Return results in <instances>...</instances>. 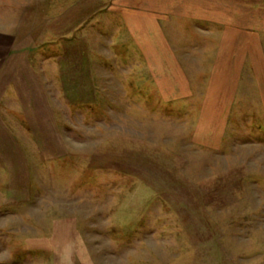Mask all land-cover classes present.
Returning <instances> with one entry per match:
<instances>
[{"label":"rangeland","instance_id":"1","mask_svg":"<svg viewBox=\"0 0 264 264\" xmlns=\"http://www.w3.org/2000/svg\"><path fill=\"white\" fill-rule=\"evenodd\" d=\"M248 2L262 4L253 28L247 6V30L261 28L264 49V0ZM24 9L8 26L26 35L44 16ZM53 25L55 38L0 56V264H264L254 65L208 147L192 137L199 103L160 101L125 46Z\"/></svg>","mask_w":264,"mask_h":264},{"label":"crops","instance_id":"2","mask_svg":"<svg viewBox=\"0 0 264 264\" xmlns=\"http://www.w3.org/2000/svg\"><path fill=\"white\" fill-rule=\"evenodd\" d=\"M39 1L48 10H36ZM250 4L253 28L262 4L248 0H73L71 4L70 0H0V56H8L28 35L55 38L52 22L58 27L65 23L66 38L78 32L110 39L112 46H125L120 53L128 56L127 69L143 71L146 86L154 87L160 101L200 104L193 140L216 146L223 140L232 103L246 85L242 77L249 61L264 85L263 32L247 30ZM25 6L33 8V16H44L41 21L32 19L26 35L22 26L14 30L8 26L12 20L24 22Z\"/></svg>","mask_w":264,"mask_h":264}]
</instances>
